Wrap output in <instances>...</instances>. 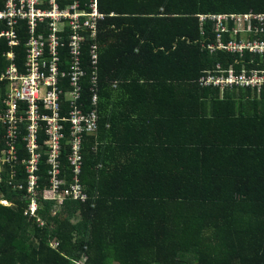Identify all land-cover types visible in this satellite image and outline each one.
Wrapping results in <instances>:
<instances>
[{
    "label": "trees",
    "instance_id": "16d2710c",
    "mask_svg": "<svg viewBox=\"0 0 264 264\" xmlns=\"http://www.w3.org/2000/svg\"><path fill=\"white\" fill-rule=\"evenodd\" d=\"M98 8L97 129L82 137L88 200L40 197L42 224L26 217L25 190L9 184L12 170L25 183L20 141L18 161H0V264H264V88L199 81L216 64L239 73L264 57L210 53L213 25L198 18L264 13V0H98ZM16 30L14 47L0 39V74L9 51L24 71L26 22ZM82 60L88 68L87 52ZM90 97L86 79V109Z\"/></svg>",
    "mask_w": 264,
    "mask_h": 264
},
{
    "label": "built area",
    "instance_id": "2783aa9c",
    "mask_svg": "<svg viewBox=\"0 0 264 264\" xmlns=\"http://www.w3.org/2000/svg\"><path fill=\"white\" fill-rule=\"evenodd\" d=\"M104 17L98 0H5L0 9V26L5 27L0 28V39L5 38L11 48L17 45L18 21L26 22L28 35L24 44V71L19 70L14 53L9 51L5 54L6 68L0 74V81L7 83L0 108V145H4L0 161L13 166L18 161V144L23 143L27 153L22 160L25 183L14 182L17 171L12 170L9 184L14 190H25L29 202L24 215L40 224V197L58 204L64 200L82 203L88 200L80 179L82 137L97 129L96 39ZM198 18L213 25L215 40L207 46L210 53L221 50L240 59L245 53L264 57V13L207 14ZM83 52L89 56L88 68L82 60ZM215 66L214 72L199 79L200 85L257 92L264 88V64L260 63L258 69L243 68L239 73L232 66L227 69ZM86 79L91 93L90 109H86L81 98ZM40 133L47 154L48 181L42 189L38 176ZM63 141L68 150L69 176L62 165ZM51 246L56 247L57 243L52 242Z\"/></svg>",
    "mask_w": 264,
    "mask_h": 264
}]
</instances>
